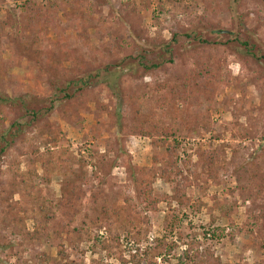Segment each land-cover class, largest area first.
Listing matches in <instances>:
<instances>
[{
    "label": "rangeland",
    "instance_id": "obj_1",
    "mask_svg": "<svg viewBox=\"0 0 264 264\" xmlns=\"http://www.w3.org/2000/svg\"><path fill=\"white\" fill-rule=\"evenodd\" d=\"M21 2L0 0V92L10 97L55 98L51 83L70 72L135 56L137 44L172 32L195 38L171 47L170 60L148 53L137 72L120 73V100L97 84L33 123L0 111V131L26 125L0 160V264H48L61 249L75 264H123L117 257L132 254L143 263L169 214L182 241L196 239L221 263L264 264V0L237 7L257 57L238 40H200L232 26L228 0H36L41 19ZM160 139L178 145L181 196L170 182L177 169L163 176V147L151 146ZM165 241L169 262L155 264L176 263L185 247L175 231Z\"/></svg>",
    "mask_w": 264,
    "mask_h": 264
},
{
    "label": "trees",
    "instance_id": "obj_2",
    "mask_svg": "<svg viewBox=\"0 0 264 264\" xmlns=\"http://www.w3.org/2000/svg\"><path fill=\"white\" fill-rule=\"evenodd\" d=\"M229 10L232 13L233 24L231 27L226 29L225 31L217 30L212 31V39L201 38L202 42L207 43H220L225 44L230 42L239 41V44L244 47V49L248 50V54L252 57L256 56V51L260 50L254 40L250 41L247 38H243V34L239 33L240 26L238 24V20L241 18V15L237 13V7L239 6V0H228ZM20 7L23 8L24 12L28 14L33 19H41L44 14L43 11L39 7H37L36 0H22ZM8 24L7 18L0 19V33L3 30V26ZM13 26V24H10ZM191 38H195L194 35H191L189 32H184L178 34L177 32H172L170 39L167 41L153 43L151 45H147L145 47L139 46L137 44L136 50H138L137 55L122 57L118 61L114 63H106L101 67H97L92 72H84L81 74H77L75 72H70V76L67 80H64V85L59 83L58 81H53L51 86H54L56 90L54 92L53 97H40L37 95H19L16 97H10L0 92V111L1 110H12L18 111L23 118L24 116L29 119L32 123L36 121L38 117L44 116L45 114L50 113L51 110L55 107L54 103L56 101L69 99L74 96L76 92L83 91L84 88H90L96 86L97 84L106 85L109 90L112 92V95L119 99L123 97L125 94L124 91L121 90L119 83H117L119 79L120 73H134L137 72L140 65L143 62L147 61V54L152 53L156 57L164 56L166 58V54H171L170 48L172 47L174 50L179 52L183 50L184 44H186ZM224 38H228L229 40L223 41ZM241 39V40H240ZM243 39V40H242ZM222 41V42H221ZM166 53V54H165ZM160 54V55H159ZM258 58H264V49L261 51ZM170 60V57L166 58ZM144 63V65L146 64ZM147 69L157 68L159 67V63L154 61L150 65L144 66ZM175 104H180V102H175ZM117 107V105H116ZM119 108V106L117 107ZM172 110H178V107L173 106ZM119 116V115H118ZM29 117V118H28ZM167 128L171 129L172 123L166 121ZM25 123L19 119V121H12L4 130L0 131V160L2 155L7 151V149L12 146L17 138L22 135L25 130ZM163 136L167 139L168 135L166 132L162 133ZM149 135H151L149 133ZM151 146L153 150L158 151L157 149L162 146L164 152L160 153V161H161V169L162 175L166 176L168 180H170V170L173 168L177 169L176 176L174 179L170 180L171 184H173V188L175 192L179 193L181 196L185 187L188 186V176H186L181 168H179L178 161L176 156L178 152V145L171 146L169 142H166L164 139H160L159 141H151ZM197 157L201 158L200 151L197 153ZM190 157V154L187 158ZM157 156L155 155L154 160L156 162ZM202 163L200 166H203L201 170L208 165L204 163V159L201 158ZM198 165V163H197ZM179 176V178H178ZM172 218L171 222H165V235L160 240H157V244L155 247H146L143 254L145 256V261L140 263L136 254H132L130 259H125L122 255L117 257L118 261L123 264H155L157 258L163 262H169L168 256H170L171 252L174 249V245H168L166 243L167 236H172V233L175 231L176 238L182 241V231L180 228H176L175 223L177 218L173 217V215L169 214ZM168 215V216H169ZM205 235L208 233H204ZM184 244V249L180 251L178 255L174 254L176 258V263L173 264H223L221 263L219 257L215 256L214 253L206 248H202L201 244L196 239H189L186 241H182ZM174 244V243H172ZM157 249V250H156ZM60 258L52 259L48 264H75L73 261L69 260L65 257L64 251L61 249L59 251ZM95 264H106L100 261H95Z\"/></svg>",
    "mask_w": 264,
    "mask_h": 264
}]
</instances>
